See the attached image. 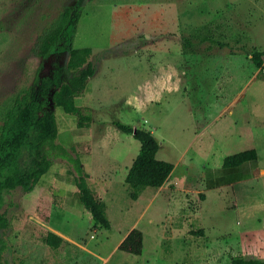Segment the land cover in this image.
<instances>
[{"label":"rangeland","instance_id":"374dc122","mask_svg":"<svg viewBox=\"0 0 264 264\" xmlns=\"http://www.w3.org/2000/svg\"><path fill=\"white\" fill-rule=\"evenodd\" d=\"M66 9H81L73 46L90 48L97 67L75 102L92 115L83 129L51 101L66 67L71 27L47 58L39 49ZM257 52L261 68L252 59ZM231 99L239 101L227 112ZM42 102L43 111L55 114L57 143L91 174L111 228H93L69 165L55 159L32 192L18 188L6 196L1 212L9 226L0 229V264L264 260V0H0V136L19 104ZM114 121L150 131L160 161L174 164L183 154L179 170L200 181L196 193L167 185L140 216L143 200H131L122 182L140 144ZM251 149L256 169L222 168L225 157ZM101 176L112 183L99 186ZM134 224L143 234L140 256L117 250ZM47 232L74 242L62 237L51 249L42 242Z\"/></svg>","mask_w":264,"mask_h":264},{"label":"trees","instance_id":"16d2710c","mask_svg":"<svg viewBox=\"0 0 264 264\" xmlns=\"http://www.w3.org/2000/svg\"><path fill=\"white\" fill-rule=\"evenodd\" d=\"M80 17L81 9L64 10L53 28L43 37L39 49L40 56L47 58L62 43V35L66 26L71 27L69 41L65 44L68 54L66 67L62 72L61 81L51 96V101L54 107L64 114L75 116L77 128L83 129L90 127L92 115L89 110L83 111L79 108L75 102L83 95L89 81L97 73V67L90 60L92 55L90 48L73 46ZM261 57L262 54L258 52L252 55L257 68L262 66ZM45 106L43 102L37 107L31 103L19 104L12 115L10 125H6L5 132L0 136V229H6L9 226L7 217L1 212L6 203V196L18 188L25 193L32 192L50 170L54 160L62 159L69 165L68 171L73 176L79 201L90 214L93 228L109 230L111 224L105 203L90 187L89 175L79 156L57 143L56 117L53 112L43 111ZM37 112L40 114L38 115ZM113 125L120 132L132 136L140 144L139 152L124 180L130 199L137 200L146 188L152 190L161 188L174 166L170 162L156 158L160 148L158 140L143 127H132L118 121H114ZM23 150H26V154L22 153ZM256 160V151L246 150L225 157L222 168H237L244 163ZM202 233L199 230L192 234ZM42 242L56 250L64 240L52 232H47L42 237ZM142 248L143 234L136 228L132 229L118 246L120 252L133 256H140ZM230 264H264V260L257 257H234Z\"/></svg>","mask_w":264,"mask_h":264},{"label":"crops","instance_id":"0c3cea01","mask_svg":"<svg viewBox=\"0 0 264 264\" xmlns=\"http://www.w3.org/2000/svg\"><path fill=\"white\" fill-rule=\"evenodd\" d=\"M238 99H231L230 100V102H228V104L225 106V110L227 111V112H229V110L230 109H232L233 107H234V105L236 104V103H238ZM201 133L202 132H197L196 134H195V136L193 137V140H195L196 138H198V137H200L201 136ZM257 153V152H256ZM257 158H258V154H257ZM135 159V157H133L131 160H130V162L128 163V164H126V166H125V170H123V175H122V182L123 183H125L124 182V180H125V177H126V175H127V172H128V170H129V168H130V166H131V164H132V162H133V160ZM182 161H183V154L181 155V157L177 160V162H175L174 164H173V166H174V168H173V170H172V172H171V174L169 175V177H168V179L166 180V182L162 185V187L161 188H159L158 190H152V189H150V188H146V189H144L142 192H141V194H140V196L138 197V199L137 200H135L134 202H137L138 200H143V202H144V204H145V207H144V209H143V211H142V213H141V215L140 216H142L143 214H145V213H149L150 212V210H151V208L153 207V205L155 204V202L157 201V199L159 198V197H161L165 192V188L167 187V185H169V188H168V191L169 190H177V191H182L183 189H186V188H192L193 190H190L189 191V193H196V191L194 190V188L195 187H199L200 186V181L196 184L195 182L193 183L189 178H188V175H186V173H185V171L186 172H188V169L187 168H185L184 170L185 171H183V169L182 170H179L180 169V166H182V168L184 167V165H183V163H182ZM82 163V162H81ZM83 163H84V161H83ZM251 164H253L254 165V168L256 169V167H257V165H258V160H256L255 162H253V161H250V162H247V163H244L243 165H251ZM83 165V164H82ZM84 165H85V163H84ZM243 165H241V166H243ZM241 166H239V167H241ZM84 167V166H83ZM238 168V167H237ZM84 169H85V167H84ZM233 169V168H232ZM215 170H217V169H210L209 171H215ZM85 171L88 173V175H89V184H90V187L93 189V187H92V185H93V182L91 181V179H92V176H91V174L89 173V171H88V169L86 168L85 169ZM253 172V171H252ZM250 176V175H249ZM102 183H105V184H107V185H109V184H111L112 183V179H109V180H107V179H105L103 176H101V178H100V182H99V186L102 184ZM229 185H234V184H236V183H228ZM212 188H215V186L214 187H212ZM217 188H221V185H219V186H217ZM97 190V189H96ZM93 191H94V189H93ZM78 192V191H77ZM95 193H96V191H94ZM97 192H98V190H97ZM98 195H99V193H97ZM96 194V195H97ZM100 199H101V196H100ZM151 216H154V215H152L151 214ZM153 219V218H152ZM149 222H150V224L152 225H155V223H154V220H149ZM135 226V224L131 227V229L118 241V243H117V246H119V244L124 240V238L128 235V233L132 230V228ZM53 233V232H52ZM55 234V233H54ZM57 235V234H56ZM59 236V235H58ZM61 238L63 237L64 239H68V240H70V241H73V240H71L70 239V237L69 236H65V235H61L60 236ZM63 239V240H64ZM64 242H65V240H64ZM63 242V243H64ZM74 242V241H73ZM117 250H118V248H117ZM119 251V250H118ZM122 253V252H121ZM126 254V253H125ZM133 256V255H132Z\"/></svg>","mask_w":264,"mask_h":264}]
</instances>
